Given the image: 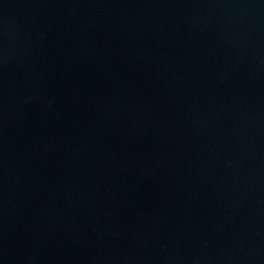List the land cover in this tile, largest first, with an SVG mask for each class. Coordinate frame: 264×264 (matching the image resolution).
Here are the masks:
<instances>
[{
  "label": "water",
  "instance_id": "water-1",
  "mask_svg": "<svg viewBox=\"0 0 264 264\" xmlns=\"http://www.w3.org/2000/svg\"><path fill=\"white\" fill-rule=\"evenodd\" d=\"M0 264H264V0H0Z\"/></svg>",
  "mask_w": 264,
  "mask_h": 264
}]
</instances>
